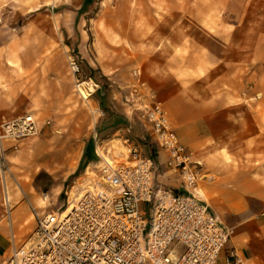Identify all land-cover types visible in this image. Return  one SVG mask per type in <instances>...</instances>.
Segmentation results:
<instances>
[{"label": "rangeland", "instance_id": "obj_1", "mask_svg": "<svg viewBox=\"0 0 264 264\" xmlns=\"http://www.w3.org/2000/svg\"><path fill=\"white\" fill-rule=\"evenodd\" d=\"M1 3L0 124L25 114H33L38 122L37 134L18 141L16 148L6 142V159L0 158V223L9 221L10 211L12 220L21 217L23 226L14 232L16 240L22 235L19 244L29 242L35 230L31 204L39 212L59 213L72 187L84 181L86 167L98 159L95 137L107 138L117 153L124 149L120 136L138 140L146 132L136 118L128 122L130 132L124 129L129 124L121 87L133 81L134 62L147 54H159L158 59L171 66L175 78L165 83L182 93L176 113L188 120L190 141L183 143L199 170L192 192L202 201L208 198L205 202L222 222L259 205L264 194V0ZM80 5L75 28L83 25L84 53L71 47L73 39L57 14ZM239 9V20L226 23L225 11L232 20ZM13 40L15 44L8 45ZM69 55L80 57L83 75L99 84L88 100L75 90ZM32 57L36 62L29 61ZM148 144L145 153L161 150L157 143L156 149ZM89 145L95 155L90 162L84 156ZM158 166L154 190L156 183L167 185ZM7 184L15 193L13 207L5 204V197H11ZM255 215L264 216V209ZM233 249L229 242L220 257Z\"/></svg>", "mask_w": 264, "mask_h": 264}, {"label": "built area", "instance_id": "obj_2", "mask_svg": "<svg viewBox=\"0 0 264 264\" xmlns=\"http://www.w3.org/2000/svg\"><path fill=\"white\" fill-rule=\"evenodd\" d=\"M68 67L76 92L90 99L99 84L83 75L75 56L69 55ZM132 75L133 81L121 87L122 100L146 132L138 140L120 136L124 149L117 153L108 141L95 137L98 159L86 167L83 193L70 198L73 186L59 213L39 212L31 204L35 230L28 245L14 249L3 264H247L235 250L220 262L230 230L192 192L199 170L172 127L169 110L143 79L141 68ZM124 129L130 132L132 125ZM37 132L33 114L1 123L0 158L6 159V142L16 148ZM149 142L168 154L167 166L180 178L182 190L159 183L154 190L156 161L143 149Z\"/></svg>", "mask_w": 264, "mask_h": 264}, {"label": "crops", "instance_id": "obj_3", "mask_svg": "<svg viewBox=\"0 0 264 264\" xmlns=\"http://www.w3.org/2000/svg\"><path fill=\"white\" fill-rule=\"evenodd\" d=\"M4 4L5 3H1L0 7L5 6ZM80 8L81 5L78 8H63L57 14L58 16L61 17L60 24L63 26L66 33L73 39L71 47H73L74 49H76L77 47L78 53H84L85 36L83 31L84 28L81 27L83 25H78L77 29L75 28L76 20L78 19L81 13ZM240 12L241 10L239 9L237 12L238 17L237 18L233 17V19L230 20L228 17L230 12L225 11L224 13L225 22L236 23L237 22L236 20H239ZM13 43L14 40L9 42L8 45ZM135 43L138 44L139 41L135 40ZM0 45H2L1 40H0ZM86 56L87 54L83 55L82 58H85ZM158 56L159 54L157 55L147 54V56H143L140 59H136V62H134V65L132 66V70L139 67L142 68L143 79L146 80L148 84L155 90L158 98L161 101H163L167 109L170 110L169 112H171L170 113L171 125L178 133L182 142H184L185 140L186 141L189 140L187 136L189 131L187 132V129L185 128V125L186 124L188 125V123L186 122L188 120L184 115L180 116L178 113H176L178 106L182 104V100H183L182 93L179 92V89L174 90V88H170L171 87V85H169L170 83H165V81L167 82V80L170 81V79H174L175 75L173 71L170 69L171 66L168 67L167 63H165L164 61L163 62L160 61V59H158ZM162 58L164 59L165 56ZM80 59L81 58L79 57V60ZM24 60L27 61V59ZM36 60L37 57H32L31 59H29V61H34V62H36ZM47 61L49 62V59H47ZM85 61L88 64H90L88 59H85ZM156 64L158 65L156 66ZM152 69H156V70L152 71ZM165 72H167L169 75L164 74ZM124 114L126 115L127 124L131 123L134 117L131 116L128 113V111L124 112ZM190 124H192V122H190ZM141 126L143 127L142 124ZM120 130L122 129H118V132ZM103 140L106 141L107 138ZM153 147L154 149H156L155 145ZM149 151L153 152L152 153L153 155L155 153L157 154L155 155L156 157H154V159L156 158L158 160V165H160L162 169H164V171L162 173H159L158 175L159 176L164 175L163 177L162 176L161 177L163 179H166L165 184H167L168 186H172V188L174 187L177 190H180L182 188L180 178L178 177L177 174L173 173L167 166L168 154L163 149L161 150L150 149ZM158 165L156 166L157 169H159ZM7 186H8V193L11 194L12 197L11 199L12 204L10 203V206L13 207L16 204L14 197L15 193H13L14 192L13 189H12L13 191L10 190L8 184ZM17 188L20 192H24L21 184L18 183ZM261 198L262 201H260L259 205L256 206L254 209H252L251 205H249L245 207L243 210L239 211L238 219L232 222H228L227 220H224L223 222L221 221L225 227L231 229V231L233 232L229 241L232 244V248H234L233 250H235L237 253L242 255L246 259L247 264H264V216H261L259 219H256V215H255L256 213H258V211L264 209V194L261 195ZM11 214L12 212L10 211L9 219H8L9 221H2L0 223V264H3L11 257L14 249L22 246L21 244H19V242H22L21 232L19 233V235H21L19 240L18 239L16 240V235L14 233L17 231L16 229L17 227L23 226L19 224L20 223L19 219L21 217L18 216L12 220ZM27 245L28 244L26 243L25 246ZM223 258L220 259V262H222Z\"/></svg>", "mask_w": 264, "mask_h": 264}, {"label": "bare ground", "instance_id": "obj_4", "mask_svg": "<svg viewBox=\"0 0 264 264\" xmlns=\"http://www.w3.org/2000/svg\"><path fill=\"white\" fill-rule=\"evenodd\" d=\"M83 187H84V184L82 183H78L77 185L74 186L73 190H72V193H71V197L70 198H74L75 196L83 193ZM196 188V187H195ZM196 190V189H195ZM194 193L197 195L199 194L197 191H194ZM202 193V192H201ZM47 196V195H46ZM200 197V196H199ZM10 195L7 196V200L9 201V205H10ZM48 198V197H47ZM201 198V197H200ZM204 200L207 202L208 201V198H204ZM7 201V202H8ZM208 203V202H207ZM211 205V204H210Z\"/></svg>", "mask_w": 264, "mask_h": 264}, {"label": "trees", "instance_id": "obj_5", "mask_svg": "<svg viewBox=\"0 0 264 264\" xmlns=\"http://www.w3.org/2000/svg\"><path fill=\"white\" fill-rule=\"evenodd\" d=\"M152 153H153V152L148 151V154L153 155ZM84 156H85L86 161H88V162L94 160L95 155L93 154L92 145H89V146H88L87 151H85ZM153 156H154V155H153Z\"/></svg>", "mask_w": 264, "mask_h": 264}]
</instances>
